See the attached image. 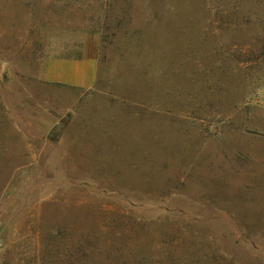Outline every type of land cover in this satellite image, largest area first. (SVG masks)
I'll return each instance as SVG.
<instances>
[{
	"label": "rangeland",
	"instance_id": "obj_1",
	"mask_svg": "<svg viewBox=\"0 0 264 264\" xmlns=\"http://www.w3.org/2000/svg\"><path fill=\"white\" fill-rule=\"evenodd\" d=\"M0 264H264V0H0Z\"/></svg>",
	"mask_w": 264,
	"mask_h": 264
},
{
	"label": "crops",
	"instance_id": "obj_2",
	"mask_svg": "<svg viewBox=\"0 0 264 264\" xmlns=\"http://www.w3.org/2000/svg\"><path fill=\"white\" fill-rule=\"evenodd\" d=\"M73 50V49H72ZM71 49L61 50L42 61L39 78L51 84L90 90L98 81L99 60L90 53H72ZM74 51V50H73Z\"/></svg>",
	"mask_w": 264,
	"mask_h": 264
}]
</instances>
